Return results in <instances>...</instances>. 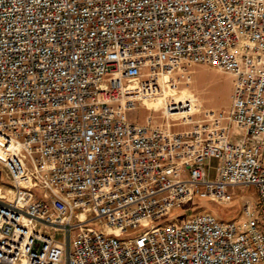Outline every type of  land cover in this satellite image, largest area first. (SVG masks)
<instances>
[{"label":"built area","instance_id":"1","mask_svg":"<svg viewBox=\"0 0 264 264\" xmlns=\"http://www.w3.org/2000/svg\"><path fill=\"white\" fill-rule=\"evenodd\" d=\"M195 64L227 109L170 93ZM0 173V264H264V0H0ZM242 186V219L161 222Z\"/></svg>","mask_w":264,"mask_h":264},{"label":"rangeland","instance_id":"2","mask_svg":"<svg viewBox=\"0 0 264 264\" xmlns=\"http://www.w3.org/2000/svg\"><path fill=\"white\" fill-rule=\"evenodd\" d=\"M182 80L176 90L170 91L175 98L185 99L189 96L197 97L200 101V110L193 116L194 119L202 118L210 109H227L230 102V95L233 85V78L225 72H221L213 67L195 64L183 73ZM156 100V99H155ZM155 100L149 101L151 103ZM164 100L159 99L155 104L146 106L141 102L132 110L127 111L128 118L140 124H161L165 122L162 116ZM171 118L176 115H168ZM174 130L184 129V125L179 119H171ZM212 169L209 171L210 177L215 175L216 162L212 161ZM1 178V173H0ZM234 199L229 204L213 202L204 197H195L192 201L169 212V215L161 220L166 224L173 221H180L198 211L212 212L219 220H239L243 218L242 204L244 199L255 203L256 195L253 187H236L231 190Z\"/></svg>","mask_w":264,"mask_h":264},{"label":"bare ground","instance_id":"3","mask_svg":"<svg viewBox=\"0 0 264 264\" xmlns=\"http://www.w3.org/2000/svg\"><path fill=\"white\" fill-rule=\"evenodd\" d=\"M193 98H194L193 96H189V97H187V98H185V99H179V98H175V99H176V101H178V102H182V101H187V99L193 100ZM159 99H161V100H162V103H163V98H162V97H157L156 100H155V102L151 103V102H149V101H144L143 104L146 105V106H150V105L155 104L156 101L159 100ZM198 101H199L198 103L201 104V101H200L199 99H198ZM198 110H199V108H198V104H197V105L194 107V109H192V110L189 111V112H181V113H177V114L171 113V114H167V115H176V116L181 117V116H185V115H187V114H191V113H192V115H193V114H195V112L198 111ZM196 113H197V112H196Z\"/></svg>","mask_w":264,"mask_h":264}]
</instances>
